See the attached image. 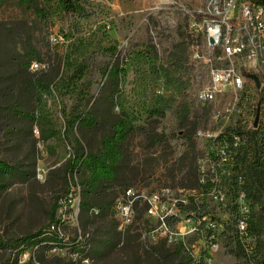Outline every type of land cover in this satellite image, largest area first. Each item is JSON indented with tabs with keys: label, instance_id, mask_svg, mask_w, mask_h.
Returning <instances> with one entry per match:
<instances>
[{
	"label": "rangeland",
	"instance_id": "rangeland-1",
	"mask_svg": "<svg viewBox=\"0 0 264 264\" xmlns=\"http://www.w3.org/2000/svg\"><path fill=\"white\" fill-rule=\"evenodd\" d=\"M206 2L88 0L87 18L52 11L47 19L19 0L0 5V158L18 168L0 194V235L9 240L0 245V264H29L31 259L34 264H189V255L177 245L150 241L148 225L139 219L124 232L111 210L105 220L85 225L81 213H66L64 204L58 207L60 197L77 186L68 179L67 159L79 142L89 151L100 150L122 106L135 127L126 142L121 178L131 188L147 194L170 188L181 220L193 213L227 222L237 211L248 216L256 210L233 188L232 167L207 169L212 153L196 134L197 175L211 182L180 187L191 182L192 156L186 155L188 141L180 137L178 105L185 96L190 115L202 116L200 129L216 128L219 108H203L195 97L207 80L205 65L193 59L203 48L197 23ZM176 46L184 48L188 62L180 72L171 67L168 82L162 68L171 66ZM113 64L118 87L106 80L105 71ZM81 66L82 77L72 76ZM158 107L167 109L164 117L154 112ZM85 108L92 109L93 122L73 125L75 113ZM154 133L160 142L149 136ZM124 189L117 185L106 191V198L113 203ZM53 212L57 219L66 213L62 230L71 240L80 233L86 236L87 262L71 260L69 250L51 248L43 249L46 261L40 260L38 236ZM27 236L35 243L27 249L14 242ZM221 242L222 250L210 255L208 263L237 264L225 238Z\"/></svg>",
	"mask_w": 264,
	"mask_h": 264
},
{
	"label": "built area",
	"instance_id": "built-area-1",
	"mask_svg": "<svg viewBox=\"0 0 264 264\" xmlns=\"http://www.w3.org/2000/svg\"><path fill=\"white\" fill-rule=\"evenodd\" d=\"M261 1L207 0L197 23L204 43L201 52L196 51L193 59L203 62L207 80L196 91L195 97L202 105L219 106L214 118L216 128L196 132L212 153L213 164L208 165V170L233 165L230 142L232 137L234 146L239 145V135L232 129L237 124L247 130L264 127V4ZM222 123L227 124L221 126ZM69 197L64 201L66 213L71 211L78 215V185ZM241 198L244 199V194ZM177 204L178 199L170 188L150 194L128 188L114 204L119 229L132 225L137 212L143 209L149 221L147 234L150 241L154 243L162 239L167 244L181 246L189 254L191 264H209V256L222 250L225 223L231 220L222 222L207 215L197 217L193 213L181 220L175 208ZM64 214L44 231L42 236L47 239L44 243L54 250H69L67 252L73 260L87 262L82 253L71 251L73 246L83 243V236L80 233L71 240L65 234L62 230V224L66 222ZM173 217H179V220L171 224ZM233 231L234 237H238L251 253L255 239L249 235L246 220L239 217Z\"/></svg>",
	"mask_w": 264,
	"mask_h": 264
},
{
	"label": "trees",
	"instance_id": "trees-1",
	"mask_svg": "<svg viewBox=\"0 0 264 264\" xmlns=\"http://www.w3.org/2000/svg\"><path fill=\"white\" fill-rule=\"evenodd\" d=\"M4 1L5 0H0V5ZM19 1L22 6L33 10L36 16L39 18L47 19L52 11L57 13L61 12L67 15H75L80 18H87L89 16L87 9L88 0ZM261 2L264 4V0ZM176 50H178V53H173L171 66L168 68H162L163 77L168 82H171L172 80L170 68L173 67L177 72H180L184 64L188 62L187 56L182 55L184 54V48L176 46ZM83 72L84 69L82 66L76 67L72 73V76L81 78ZM118 73V67L115 64L108 67L105 71L106 80L115 87H118ZM199 105L203 108L209 107L200 103ZM166 110L167 109L165 107H158L154 110V112L158 116L164 117ZM177 112L179 113V130L181 131L180 137L188 141L189 148L188 151H186V155L192 156V163L190 167V174L192 175L191 182L188 184L182 182L180 187L184 189L205 187L207 186L206 184L211 182V180L208 178L206 182H203L197 175V170L199 169L197 168V149L196 143L193 140V135L196 134L198 129H200L198 126L202 120V116L197 113H195L193 117L190 115V103L186 101L185 96L178 105ZM93 118L94 115L92 109L85 108L78 110L75 113L72 123L73 125L77 126H85L89 121L93 122ZM132 121L133 120L131 119L130 114L122 106L119 113L116 115L111 131L102 138L100 150L96 152L89 151L84 144L79 142V147H76L74 152L67 159L66 167L68 170V179L70 183L72 179H75L77 182L76 185L80 187V204L78 216L81 213L82 218H85V225H91L97 218L105 220L107 215L110 214L111 210V215L115 219L116 225L119 228V222L114 208L115 201L119 196L116 197L112 203L110 199L106 198V191L113 190L117 185L119 187H124V191H126L128 188H131V182L126 180L123 181L121 178H123L124 164L126 163V142L135 129ZM232 129L235 131V134L239 135L240 141L239 145L234 146V138L231 137L230 143L232 148L230 156L233 163L231 167L232 170L235 171L231 177L233 178L232 186L235 188V190H239L241 192L240 194H244V199L249 202L252 208H256V210L250 212V214L246 216L244 213H240L241 211H237V209V212L235 215H233L234 218L230 219L231 221L229 223H225L226 231L225 234H223L222 241L225 238L227 245H230V253L235 255L239 260L237 264H264V127L259 126L257 129L247 130L242 124H237V126ZM149 136L153 140L160 142V138L156 137L157 135L155 133ZM161 136L163 138L166 137L163 133ZM226 168L228 170V167H224V169ZM17 173V165L11 164L0 158V194L8 189L12 183V179ZM78 175L80 176L79 181L76 180ZM71 193L72 191L70 190L67 194L60 197L58 207H61L64 204V201H68ZM180 204L183 207L182 210H185L187 206L184 203ZM68 205L70 206V204ZM95 208L98 209V213H95ZM201 216L203 215L201 214ZM239 217L246 220L249 235L253 236L255 239V246L251 253L245 249L244 244L238 237H234L233 228ZM138 219L143 221L146 225L149 224L148 219L144 215L143 209L137 212L133 224ZM57 220L59 219L54 216V212L51 213L49 223L38 236L39 240L37 243L41 246L40 250H42L39 258L40 260H44V262L46 259L43 249L51 247L49 244H46L45 246L44 242H46L47 239H45L42 234L53 222H56ZM178 220L179 217H173L170 220V223L174 224ZM132 225L126 227L124 232H126ZM82 241V245L76 244V247L74 248L73 246L71 251H79L83 254V245H85L86 241L85 235L83 236ZM8 242L9 240L0 235V245H8ZM14 242L19 247L24 245V249H27L35 244L33 242L32 236L18 238L14 240ZM158 242L167 244V242L162 239ZM156 247L157 245H155L153 248ZM177 247H179V250L182 249L181 246ZM20 252L21 249L19 250V253ZM35 252H37V249ZM71 260H73V257H71ZM45 263L50 264L47 261ZM29 264H34V259H31ZM65 264L72 263L66 262ZM189 264H191V260L189 261ZM199 264L204 263L200 262Z\"/></svg>",
	"mask_w": 264,
	"mask_h": 264
}]
</instances>
